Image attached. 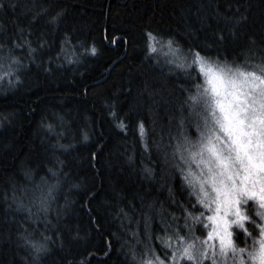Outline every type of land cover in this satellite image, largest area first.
I'll return each instance as SVG.
<instances>
[{
	"label": "trees",
	"instance_id": "1",
	"mask_svg": "<svg viewBox=\"0 0 264 264\" xmlns=\"http://www.w3.org/2000/svg\"><path fill=\"white\" fill-rule=\"evenodd\" d=\"M2 2L0 264H142L153 259L148 249L161 257L171 251L158 238L172 249L180 241L203 240L208 209L184 179L191 149L176 151V145L183 140L182 118L184 134L193 144L199 138L203 106L185 105L181 113L178 103L204 78L169 64L175 57L166 42L176 41L177 55L195 48L214 60L234 61L233 67L255 48L253 62L259 63L264 0ZM42 8L48 14L33 19ZM58 11L63 15L50 24ZM147 32L165 46L153 42L157 51L150 52ZM218 34L226 39L219 41ZM117 36L127 43L109 42ZM14 39L29 40L37 51L29 56L27 45L12 48ZM139 120L146 125L148 150ZM145 167L153 169L152 177ZM50 185L56 187L45 214L38 211L39 199ZM250 214L263 223L253 207ZM231 230L236 248L252 250L258 230L256 238L238 225ZM25 236L46 244L47 251L37 258ZM243 258L250 264L247 253Z\"/></svg>",
	"mask_w": 264,
	"mask_h": 264
},
{
	"label": "snow or ice",
	"instance_id": "2",
	"mask_svg": "<svg viewBox=\"0 0 264 264\" xmlns=\"http://www.w3.org/2000/svg\"><path fill=\"white\" fill-rule=\"evenodd\" d=\"M8 6L16 8L15 3H9ZM4 8L5 4L0 0V10ZM48 11L47 8H42L33 16V19L41 14H48ZM62 15V11L56 12L51 16L49 23L56 24ZM236 23H239V20ZM19 31L22 33L23 29H19ZM232 35L234 37L235 32ZM146 36L150 52L157 51L154 43L161 44L162 47L165 46L152 32H147ZM217 38L221 42L226 39L222 34H218ZM122 39L127 43L126 37L123 36L111 38L109 42L116 44ZM45 43L46 41H41L40 46L43 47ZM174 44L176 41L171 38L166 42L167 48L175 57L168 63L174 64L178 69L198 71L204 78V85L197 84L196 92L194 94L189 92L187 98L178 103L181 113H183L185 105L189 108L203 106L197 113V116L203 120L202 125L200 123L196 125L199 139L196 144H193L192 140L184 134V119L182 118L179 135L183 137V140L176 145V151L196 149L189 153L191 161L197 167L202 165L203 168L199 174L189 172L192 179H189L188 176H185L184 179L190 185L199 184L203 198L198 195L197 199L204 208L210 209L211 205H215V214L208 216V220L217 227L213 229L212 233H209L208 238L212 239L214 235L218 236L220 250L217 254L214 251L215 246L211 244L207 245V248H197L195 244H188L172 249L170 243L163 238H158L164 243L165 248L171 251L161 257L148 249L152 253L153 259L142 262V264H170V261L178 258L186 259L191 264H205L206 261H209L210 264H217L216 256L227 257L229 251L233 253L238 251L241 254L240 264H246L243 258L244 253H247L248 260L252 264H264V223L250 214L252 201H258L259 208L264 209V54L259 56L260 62L255 63L253 61L256 58V51L255 48H250L244 53V64H236L233 67L234 61L214 60L202 55L201 51L195 48L190 49L187 54L177 55L181 53V50L179 47H173ZM252 44L255 45L256 41L253 40ZM25 45L28 47L29 56L37 51L27 39L23 40V43H19L15 39L12 42V48H21ZM4 47L6 45L0 43V50ZM12 48H9V53L12 52ZM91 52L92 54L96 53L95 47L91 49ZM11 59L13 63L20 62L15 56ZM191 71L188 72L189 75H191ZM147 90L146 85L145 91ZM184 90L189 91L188 89ZM189 101L192 103L189 104ZM118 127L123 130L126 125L121 121ZM137 129L141 142L148 150L149 145L145 140L146 125L143 120L138 121ZM84 138L88 139L87 136ZM95 155L93 153V158ZM165 155L167 156V153ZM181 159L185 160L183 156ZM187 162L185 160V163ZM204 169H207V174ZM180 170L183 172L182 168ZM144 172L148 177L153 176V169L150 167H145ZM206 184L211 187V191L215 194L214 197L205 190ZM55 187L56 185H50L46 193L42 192L39 199V212L47 214L49 211V201L53 198ZM245 206H247V214ZM29 212L31 215L30 209ZM189 215L193 220L198 219L191 212ZM259 215L260 219L264 220V214ZM245 222L253 225L254 230L249 231ZM232 224L238 225L250 238H256L258 230L259 237L253 240L252 250L249 251L246 247L236 248L233 245L231 240L233 234L229 231ZM176 238L178 240L185 239L179 233L176 234ZM50 239L51 237H45V240ZM24 240L32 247L37 258L47 251L46 244L32 241L28 236H25ZM257 244L258 247H256ZM209 249H213L211 255H209ZM135 259L136 255L133 253V260ZM81 264H87V262L82 261Z\"/></svg>",
	"mask_w": 264,
	"mask_h": 264
},
{
	"label": "rangeland",
	"instance_id": "3",
	"mask_svg": "<svg viewBox=\"0 0 264 264\" xmlns=\"http://www.w3.org/2000/svg\"><path fill=\"white\" fill-rule=\"evenodd\" d=\"M199 139V138H198ZM198 139L196 140V142L198 141ZM195 142V144H196ZM196 149H191L190 151H195ZM190 151H188L187 153V160L188 162L185 163V168H186V176H188L189 179H192L193 177L189 175V172L193 173V174H199L200 171H201V168H203V166L201 165L200 167H197V165L195 163H193L191 161V157L189 155ZM207 155V154H205ZM204 172L205 174H207V169H204ZM193 189H194V194L196 196L200 195L201 198L202 197V194L200 193V188H199V184L196 183L195 186H193ZM205 190L209 193L210 196L214 197L215 194L211 191V187L209 185H205ZM252 207L256 210V213L258 214H264V209H261L259 208V204H258V201H252ZM246 208V206H245ZM247 212V211H246ZM215 214V205H211L210 206V209H208V216H211V215H214ZM234 219V217H233ZM207 220H208V217H207ZM263 223H264V220H262ZM207 224H208V228H207V234H206V237L203 239V240H196V239H190V240H185V241H180L179 243H177L175 245V248L177 247H182V246H187L188 244H195V246L197 248L199 247H204V248H207V245L211 244V245H214V251L218 254L219 253V250H220V241H219V237L218 236H213L212 239H209L208 236H209V233H212L213 232V229L215 227H217L216 225L213 224L212 221L208 220L207 221ZM236 225V224H232L231 227L229 228V231L232 232L231 228ZM231 240H232V237H231ZM233 242V240H232ZM213 249H209L208 252H209V255H211ZM240 258H241V255L239 254V252L237 251L236 253H233L231 251H229L227 257L225 256H221V255H217L216 256V260H217V264H240ZM186 262H189L187 261L186 259H176V260H173V261H170V264H183V263H186ZM248 262H250V264H252V262L250 260H248ZM190 263V262H189ZM205 264H210L209 261H206Z\"/></svg>",
	"mask_w": 264,
	"mask_h": 264
}]
</instances>
